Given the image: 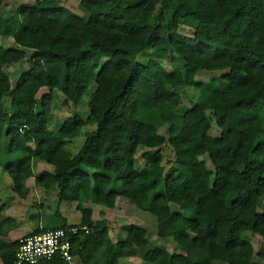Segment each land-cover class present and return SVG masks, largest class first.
<instances>
[{
  "label": "trees",
  "instance_id": "16d2710c",
  "mask_svg": "<svg viewBox=\"0 0 264 264\" xmlns=\"http://www.w3.org/2000/svg\"><path fill=\"white\" fill-rule=\"evenodd\" d=\"M78 6L81 13L33 0L14 17L0 16V35L13 41L0 45V164L7 155L3 168L20 198L33 177L38 187L55 190L58 202L73 196L80 213L68 223L55 211L27 234L87 224L88 233L70 237L77 264L137 256L151 264H264V249L249 237L264 238V0H79ZM181 25L193 30L191 37L179 32ZM148 48L173 52L171 69L152 57L139 61ZM24 58L27 67L13 81L2 64ZM219 69L225 72L196 78V70ZM92 82L86 118L74 114L50 130L54 90L77 105ZM183 87L195 91L190 107L182 106ZM211 121L217 137L209 134ZM88 123L95 128L75 153L67 151ZM139 145L169 146L172 168L147 159L136 167ZM32 160L51 169L35 175ZM124 189L129 210L155 217L161 244L133 223L122 224L113 240L107 221L93 220L92 206L84 205L116 208ZM18 245L19 239H0L2 264H15ZM35 264L68 263L54 256Z\"/></svg>",
  "mask_w": 264,
  "mask_h": 264
},
{
  "label": "rangeland",
  "instance_id": "374dc122",
  "mask_svg": "<svg viewBox=\"0 0 264 264\" xmlns=\"http://www.w3.org/2000/svg\"><path fill=\"white\" fill-rule=\"evenodd\" d=\"M33 0H5L2 5H0V16L3 17H14L15 16V9L21 3H30ZM58 1L59 3L63 4L67 8L74 10L76 13H81L78 2L79 0H52V2ZM153 17L145 18L147 23H151L153 21ZM179 32L191 37L193 34V30L188 28L187 26H179ZM0 45L10 47L13 46V41L11 37H4L0 35ZM171 56H175L173 52L168 53L167 55H161L155 53L152 48H148L140 53L137 59L141 62H145L148 58L152 57L155 58L163 64V66L167 69H171ZM183 62H179L176 64V68L182 67ZM4 70L9 74L11 79L15 81L21 72L27 67L26 65V58L15 65L5 66L3 65ZM225 72V69L219 70H196V78L202 80H208L211 76H217L219 73ZM194 73V75H195ZM193 75V76H194ZM184 83L185 80L189 78H183ZM180 84V83H179ZM186 84V83H185ZM94 83H90L86 92L83 94L81 100L77 105L65 101L64 96L59 90H54V100L52 106V113L49 120V128L50 130H54L55 123H62L63 120L66 118L74 115L80 114L83 118H86L87 111H86V102L90 95V93L94 89ZM45 89V88H44ZM195 91L192 87H183L182 89V96H181V103L183 107H190V103L195 99L194 95ZM262 93V92H261ZM4 104H9V99L4 97L3 99ZM218 111H221V107L218 106ZM95 128L94 124H86L82 126L79 133L72 138V141L66 145V150L70 153H75L79 147L81 146L85 135L87 132L93 130ZM165 128H159V133H164ZM220 133V129L215 125L213 121H211V127L209 130V134L211 136L217 137ZM4 147L6 146L5 140L3 141ZM135 165L136 167L140 168L144 164V160H153L159 164H162L165 168V171L171 169L174 164V157L173 152L169 146L162 147L161 150L155 149H148L143 145H139L135 151ZM2 164H0V207L3 209V213H8L13 216H17L19 219L20 228L23 229L26 227L27 222H32L30 219V215L33 213L40 214L42 218H44V222L49 220V216L53 215L55 211L61 212L68 221H76L79 217V211L76 208V202L71 200L73 196L65 195L67 200H63L58 202L57 200V193L55 190H45L39 188L35 182L34 178L31 177L27 180L29 184V194L25 198H20L17 194L12 191V181L10 177L7 175L3 168V164L5 161L8 160L7 155L2 156ZM209 163V161H207ZM33 163V173L38 175L43 170H50L51 167L44 162L32 160ZM177 176H181L183 181L185 180L184 177L180 174L179 171L174 170ZM129 192L128 189L122 190L119 198L117 199V208H106L100 205H95L90 202L85 203L86 206H92V213H93V220L97 219H105L108 223L110 229V235L112 238L116 240L117 235L120 231V226L126 223H133L139 226L144 227L149 232L151 236V242L153 245L161 244V239L157 240L156 236V225H155V217L147 212L140 211L138 209L129 210L127 208L126 203V194ZM38 202L42 204L45 203L46 206L44 208L35 207ZM103 209V212L101 210ZM16 219V217H15ZM222 222L226 227H229L230 224V216L225 215L221 217ZM20 233H16V237H20L30 231H21ZM250 234L251 242L255 249H264V238L258 234ZM166 247L168 250H172L173 245L172 243H166ZM0 264L1 261H0ZM119 264H151L147 261H144L140 257H122L119 259ZM216 264H225L222 261L216 262Z\"/></svg>",
  "mask_w": 264,
  "mask_h": 264
},
{
  "label": "built area",
  "instance_id": "2783aa9c",
  "mask_svg": "<svg viewBox=\"0 0 264 264\" xmlns=\"http://www.w3.org/2000/svg\"><path fill=\"white\" fill-rule=\"evenodd\" d=\"M90 230L87 224H72L67 228L46 229L19 238L15 251V264H35L43 259L58 256L68 264H77L71 253L72 235L86 234Z\"/></svg>",
  "mask_w": 264,
  "mask_h": 264
},
{
  "label": "crops",
  "instance_id": "0c3cea01",
  "mask_svg": "<svg viewBox=\"0 0 264 264\" xmlns=\"http://www.w3.org/2000/svg\"><path fill=\"white\" fill-rule=\"evenodd\" d=\"M26 185H27V187H29V184L27 183V181H26ZM39 205H40V207H39ZM44 206H46L45 203L42 204L41 202H38V204L35 207L44 208ZM117 207H118V204L116 202V208ZM112 209H114V208H112ZM35 214L36 213H33V214L30 215V219L32 220V222H27L26 227H24L23 229H21L20 228L21 226L19 224V219H17V216H13V215L8 214V213H3V209H1V207H0V239H4V240H15V239H19L21 236L18 237V238L15 236L16 233L17 234L20 233L19 229L22 232L23 231L24 232L25 231L32 232L37 227L44 226L45 225V222H44L45 219L42 218L40 214H39V217H37V214L36 215ZM60 214L63 217H65L61 212H60ZM15 217H16V219H15ZM92 217H93V213H92ZM79 218H80V213H79L78 220H79ZM78 220H76V221H68L66 219V221L68 223H76V222H78ZM112 239L115 240L114 238H112Z\"/></svg>",
  "mask_w": 264,
  "mask_h": 264
}]
</instances>
